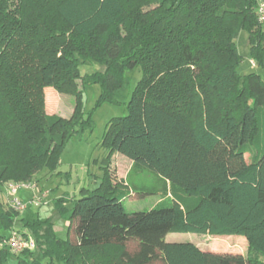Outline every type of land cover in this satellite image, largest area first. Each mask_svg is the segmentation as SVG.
<instances>
[{
	"label": "trees",
	"instance_id": "1",
	"mask_svg": "<svg viewBox=\"0 0 264 264\" xmlns=\"http://www.w3.org/2000/svg\"><path fill=\"white\" fill-rule=\"evenodd\" d=\"M259 1L0 0V185L54 168L65 143L91 127L79 80L100 83V102L113 101L137 66L142 78L128 113L109 122L105 142L133 169L164 182L157 206L128 212L122 202L129 189L108 173L71 211L56 202L69 221L67 238L50 217L23 221L35 249L20 254L2 233L19 211L0 201V264L12 256L18 264H95L89 252L108 247L114 264H264L165 240L174 232L239 235L264 258V78L240 73L236 44L246 31L250 57L264 70ZM92 61L102 71L81 75L80 65ZM46 87L75 96L70 118L45 113ZM132 239L141 244L136 257L127 252Z\"/></svg>",
	"mask_w": 264,
	"mask_h": 264
},
{
	"label": "rangeland",
	"instance_id": "2",
	"mask_svg": "<svg viewBox=\"0 0 264 264\" xmlns=\"http://www.w3.org/2000/svg\"><path fill=\"white\" fill-rule=\"evenodd\" d=\"M54 20L59 22L56 18ZM236 44L244 58L239 67L240 73L257 72L264 78V70L250 57L249 35L246 31L240 33ZM102 69V65L93 61L80 65V73L83 76L102 71ZM125 77L126 83L115 92L113 101L103 102H100L103 92L100 83L81 85V80L78 81L83 121H89L91 127L79 131L65 143L54 168L45 165L28 181L35 185L34 190L26 188L18 190L17 196L29 205L25 210L19 211L14 227L10 230H3V234L8 236L17 231L25 238L35 240L29 228L23 227V221L50 217L54 222L57 234L61 238H67L69 221L67 217L60 216L56 211V202L63 199V207L67 211H71L75 200L84 194L83 190H94L101 187L108 173L115 183L124 184L123 188L130 191L122 202V207L126 211H144L158 205L164 192V182L148 170L140 172L133 169L128 157L118 152L111 154L107 142H105L104 136L109 122L113 118L128 113V101L142 78V70L137 66L133 70L127 71ZM48 95L54 100L49 101ZM75 103L73 95L60 93L54 87L44 89V110L47 115L70 118L74 113ZM247 158L249 159V154H247ZM7 159L6 156L2 158L5 162ZM11 182L4 181L0 185V201L6 209L11 206L9 202L11 196L8 195V184ZM168 187L167 184V191ZM134 188L137 189L133 191ZM43 192H47V196L43 199L42 204L35 205L30 202L34 194L39 195ZM26 232L28 235L25 234ZM73 237L75 238L74 233ZM165 240L167 242H192L211 250L242 254L245 257L250 256L257 260H264L262 256L251 251L246 238L239 235L216 236L174 232L168 233ZM140 248L139 240L132 239L128 243L127 252L131 257H136ZM34 249L35 247L29 250ZM114 254V247L101 248L89 252L88 258L95 264H114ZM5 264H18V261L12 256ZM146 264H163V262L158 259Z\"/></svg>",
	"mask_w": 264,
	"mask_h": 264
},
{
	"label": "built area",
	"instance_id": "3",
	"mask_svg": "<svg viewBox=\"0 0 264 264\" xmlns=\"http://www.w3.org/2000/svg\"><path fill=\"white\" fill-rule=\"evenodd\" d=\"M257 17L259 22L264 25V2L259 1L257 4ZM20 188L26 189H35V185L30 182H11L8 184V195L10 197V205L16 209L17 211L25 210L29 203L26 204L23 200H21L18 196V190ZM47 196V192H43L39 195L34 194L31 199V203L35 205L42 204L43 199ZM7 245L10 248L12 253L20 254L24 249H33L35 247V242L33 239L25 238L22 234L14 231L9 235L7 239Z\"/></svg>",
	"mask_w": 264,
	"mask_h": 264
},
{
	"label": "crops",
	"instance_id": "4",
	"mask_svg": "<svg viewBox=\"0 0 264 264\" xmlns=\"http://www.w3.org/2000/svg\"><path fill=\"white\" fill-rule=\"evenodd\" d=\"M48 88H49V87H48ZM130 163H132V161H131ZM128 166H129V165H128ZM198 246H200L202 249H208L207 247L202 246V245H198Z\"/></svg>",
	"mask_w": 264,
	"mask_h": 264
}]
</instances>
